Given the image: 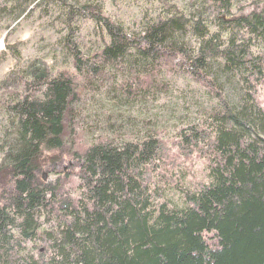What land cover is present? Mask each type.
<instances>
[{"label": "trees", "instance_id": "obj_1", "mask_svg": "<svg viewBox=\"0 0 264 264\" xmlns=\"http://www.w3.org/2000/svg\"><path fill=\"white\" fill-rule=\"evenodd\" d=\"M58 2L101 42L83 52L69 26L72 70L0 82V264H264V0H153L129 24ZM179 75L199 100L171 133L86 123L97 93L142 105Z\"/></svg>", "mask_w": 264, "mask_h": 264}, {"label": "rangeland", "instance_id": "obj_2", "mask_svg": "<svg viewBox=\"0 0 264 264\" xmlns=\"http://www.w3.org/2000/svg\"><path fill=\"white\" fill-rule=\"evenodd\" d=\"M69 3H96L102 6L106 15L129 24L138 17L141 8L150 6L153 0H69ZM11 4L12 0H0V7L6 6L8 10ZM60 6L58 0H36L31 6L34 8L30 7L19 18L14 19L15 13L1 16L0 82L13 71H22L33 60L44 62L53 71L72 70V57L66 47L69 26L74 29L76 42L83 52H91L99 46L102 30L79 14L73 15L68 23L67 8L63 10L65 6ZM172 80L171 93L142 105L119 108L104 90L97 93L86 105V123L93 124L105 116L119 114L124 121H140L139 126L145 121L146 126L171 133L189 114L193 115L194 101L199 100L197 88L191 81L182 75ZM75 140L78 144L84 143L83 136Z\"/></svg>", "mask_w": 264, "mask_h": 264}]
</instances>
